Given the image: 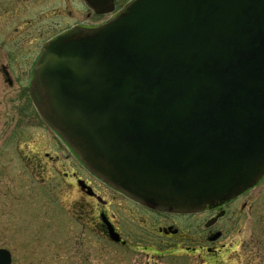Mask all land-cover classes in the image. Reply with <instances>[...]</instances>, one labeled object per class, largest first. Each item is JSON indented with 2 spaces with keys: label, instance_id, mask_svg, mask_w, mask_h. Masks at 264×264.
<instances>
[{
  "label": "water",
  "instance_id": "water-1",
  "mask_svg": "<svg viewBox=\"0 0 264 264\" xmlns=\"http://www.w3.org/2000/svg\"><path fill=\"white\" fill-rule=\"evenodd\" d=\"M31 96L94 173L141 203L229 200L264 174V0H133L49 41Z\"/></svg>",
  "mask_w": 264,
  "mask_h": 264
},
{
  "label": "rangeland",
  "instance_id": "rangeland-1",
  "mask_svg": "<svg viewBox=\"0 0 264 264\" xmlns=\"http://www.w3.org/2000/svg\"><path fill=\"white\" fill-rule=\"evenodd\" d=\"M33 1L0 7V66L8 65L13 79L10 85L0 69V247L12 252V264H264V179L231 204L219 222L224 233L216 254L197 251L202 259L184 251L154 253L162 247L149 232L148 254L142 244L127 249L93 233L99 208L81 200L72 178L63 175L76 161L65 157L63 143L20 86H27L30 66L48 38L104 17L82 0ZM38 161L45 166H36ZM115 205L111 211L121 214L123 224L139 225ZM203 216L180 220L182 229L190 221L200 225Z\"/></svg>",
  "mask_w": 264,
  "mask_h": 264
},
{
  "label": "flooded vegetation",
  "instance_id": "flooded-vegetation-1",
  "mask_svg": "<svg viewBox=\"0 0 264 264\" xmlns=\"http://www.w3.org/2000/svg\"><path fill=\"white\" fill-rule=\"evenodd\" d=\"M35 2L33 0H0V7H12L18 2L23 4ZM49 0H43L44 3H48ZM83 1V0H82ZM115 11L109 14L98 15L104 17L102 20H97L93 23L86 25L85 23H75L73 25L82 26H95L107 19L111 18L115 12L121 9L130 0H114ZM84 2V1H83ZM7 7V8H8ZM93 11V10H92ZM3 12H6L5 10ZM96 14V12L93 11ZM69 27V26H68ZM18 30V29H16ZM1 71L6 75L7 82L12 85L13 79L8 72L7 65L0 66ZM64 144L62 151L66 153V158H74L76 163L72 162L71 174L67 170L63 171V175L72 178L71 185H75L78 188L79 198L93 207H98L97 211V223L92 226L91 230L97 237L102 236L110 243L118 245L123 248L130 249L133 246L143 245L144 253L148 254L147 249L152 247L147 239V233L149 232L154 237L155 246L159 245L161 248L154 251L156 254L162 255H179L180 251H184L186 255H193L194 257L202 259L201 254H195L197 251H204L207 254H216V243L223 236L224 230L220 227L219 222L225 219L229 213L231 204L244 196L250 190L242 193L241 195L225 202H219L207 207L203 211L191 212V213H177L171 211H161L147 205H144L133 198L129 197L125 193L117 190L105 181L100 179L97 175L92 173L72 152L69 147ZM49 153L47 152L46 155ZM38 166L44 167L45 163L39 161ZM63 165V163H62ZM59 171V168H57ZM74 180V184H73ZM254 189V188H253ZM105 195L108 196L106 200ZM117 203V205H115ZM110 204V210L107 209V205ZM112 204L120 206L126 210V215L131 222H136L132 226L130 224H123L121 214L112 210ZM203 216V221L200 225H193L190 221L186 224V231L182 229V223L180 220L192 219V217ZM147 219L149 222H147ZM113 227L114 234L118 236L115 240L112 238L111 226ZM150 225V228H148ZM189 234H188V233ZM134 238V240H132ZM215 245V246H214ZM225 246V244H222ZM192 253V254H191ZM203 261V260H202Z\"/></svg>",
  "mask_w": 264,
  "mask_h": 264
}]
</instances>
